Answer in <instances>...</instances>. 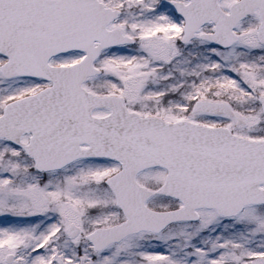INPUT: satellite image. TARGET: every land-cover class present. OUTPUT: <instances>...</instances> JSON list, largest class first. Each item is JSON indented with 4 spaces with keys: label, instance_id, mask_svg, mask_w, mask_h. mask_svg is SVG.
Listing matches in <instances>:
<instances>
[{
    "label": "snow or ice",
    "instance_id": "6c2138e0",
    "mask_svg": "<svg viewBox=\"0 0 264 264\" xmlns=\"http://www.w3.org/2000/svg\"><path fill=\"white\" fill-rule=\"evenodd\" d=\"M0 264H264V0H0Z\"/></svg>",
    "mask_w": 264,
    "mask_h": 264
}]
</instances>
